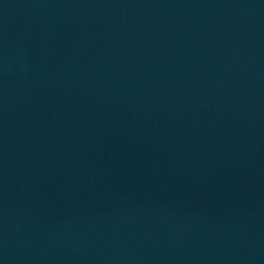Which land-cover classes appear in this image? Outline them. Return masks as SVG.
<instances>
[{
    "label": "water",
    "instance_id": "water-1",
    "mask_svg": "<svg viewBox=\"0 0 264 264\" xmlns=\"http://www.w3.org/2000/svg\"><path fill=\"white\" fill-rule=\"evenodd\" d=\"M0 264H264L173 0H0Z\"/></svg>",
    "mask_w": 264,
    "mask_h": 264
}]
</instances>
